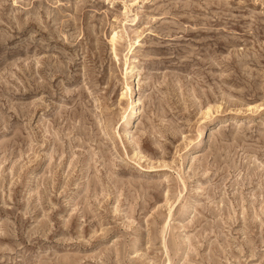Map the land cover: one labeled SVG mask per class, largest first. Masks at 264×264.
Returning a JSON list of instances; mask_svg holds the SVG:
<instances>
[{
    "label": "rangeland",
    "instance_id": "rangeland-1",
    "mask_svg": "<svg viewBox=\"0 0 264 264\" xmlns=\"http://www.w3.org/2000/svg\"><path fill=\"white\" fill-rule=\"evenodd\" d=\"M0 264H264V0H0Z\"/></svg>",
    "mask_w": 264,
    "mask_h": 264
},
{
    "label": "bare ground",
    "instance_id": "bare-ground-1",
    "mask_svg": "<svg viewBox=\"0 0 264 264\" xmlns=\"http://www.w3.org/2000/svg\"><path fill=\"white\" fill-rule=\"evenodd\" d=\"M132 62H133V59H128V61H126V65H125V68L126 69H128L127 71H128V74H129V81H128V89H129V91L131 92L132 91V88H134V86H135V77H133V73H132ZM127 89V90H128ZM135 100L136 99H133V100H131V111H133L134 110V107H136L135 106ZM217 120V119H216ZM214 121V120H213ZM209 126V125H208ZM208 128V127H207ZM204 132V131H203ZM121 134L123 135V136H128V133H127V130L126 129H124V130H122L121 131ZM196 143H198L197 144V146H196V149L199 147V146H201V145H203V137L201 136V138L198 140V142H196ZM196 145V144H195ZM187 151V150H186ZM133 152V151H132ZM133 153H135L136 154V152H133ZM140 158V157H139ZM187 158V157H186Z\"/></svg>",
    "mask_w": 264,
    "mask_h": 264
}]
</instances>
